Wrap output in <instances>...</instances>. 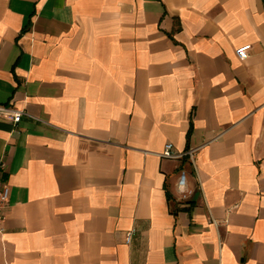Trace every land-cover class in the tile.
<instances>
[{"label":"crops","instance_id":"obj_1","mask_svg":"<svg viewBox=\"0 0 264 264\" xmlns=\"http://www.w3.org/2000/svg\"><path fill=\"white\" fill-rule=\"evenodd\" d=\"M0 107V264H264V0H0Z\"/></svg>","mask_w":264,"mask_h":264},{"label":"built area","instance_id":"obj_2","mask_svg":"<svg viewBox=\"0 0 264 264\" xmlns=\"http://www.w3.org/2000/svg\"><path fill=\"white\" fill-rule=\"evenodd\" d=\"M251 49L250 44H245L237 47L235 49V54L238 59L244 60L248 56V52ZM3 111H10V115L14 123H18L21 120L22 111L20 110H12L0 107V112ZM194 149L188 150L185 153H178L173 151V145L170 142L165 143L163 147V151L161 153V157L168 158V159H178L184 155H187L190 159L193 158ZM182 177H186V180ZM180 184H187V175L186 172L181 170L178 175L177 185ZM190 194L189 189L187 188L186 191L179 193L181 199H187ZM9 199V186L6 183H0V232L3 230L2 222L4 219L3 208L7 204ZM131 240V232H127L126 234V243H129Z\"/></svg>","mask_w":264,"mask_h":264},{"label":"clouds","instance_id":"obj_3","mask_svg":"<svg viewBox=\"0 0 264 264\" xmlns=\"http://www.w3.org/2000/svg\"><path fill=\"white\" fill-rule=\"evenodd\" d=\"M186 180V177H182ZM187 189V184H180V185H177V192L178 193H182L184 191H186Z\"/></svg>","mask_w":264,"mask_h":264},{"label":"trees","instance_id":"obj_4","mask_svg":"<svg viewBox=\"0 0 264 264\" xmlns=\"http://www.w3.org/2000/svg\"><path fill=\"white\" fill-rule=\"evenodd\" d=\"M188 135H189V132H188ZM168 198H170V196H167Z\"/></svg>","mask_w":264,"mask_h":264}]
</instances>
